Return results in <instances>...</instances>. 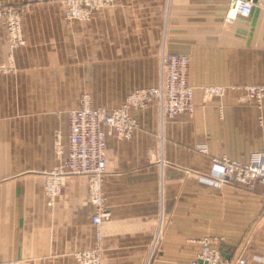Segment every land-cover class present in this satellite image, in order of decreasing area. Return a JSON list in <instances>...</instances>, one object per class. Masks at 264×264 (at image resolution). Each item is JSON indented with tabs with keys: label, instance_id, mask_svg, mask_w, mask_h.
Instances as JSON below:
<instances>
[{
	"label": "crops",
	"instance_id": "crops-1",
	"mask_svg": "<svg viewBox=\"0 0 264 264\" xmlns=\"http://www.w3.org/2000/svg\"><path fill=\"white\" fill-rule=\"evenodd\" d=\"M228 1L117 0L70 27L60 14L23 16L16 72L0 74V262L76 264L74 254L93 244L87 178L63 177L53 200L43 192L44 173L57 164L54 132L67 144L63 102L80 90L121 102L159 83L163 54H184L193 113L169 118L151 103L130 111V138H107L102 264H186L204 238H220L232 263L264 264V188L210 176L213 157L247 164L264 153V99L242 103L235 89L264 84V0H250V14L233 20L225 17ZM7 49L0 24L5 65ZM206 86L227 91L204 98Z\"/></svg>",
	"mask_w": 264,
	"mask_h": 264
},
{
	"label": "built area",
	"instance_id": "built-area-1",
	"mask_svg": "<svg viewBox=\"0 0 264 264\" xmlns=\"http://www.w3.org/2000/svg\"><path fill=\"white\" fill-rule=\"evenodd\" d=\"M252 3L250 0H229L226 19L233 20L236 16H248ZM231 11L234 15L231 16ZM1 15V11H0ZM10 28V34L13 35ZM161 80L155 86H148L130 92L122 105L114 110L93 107L85 94L79 107L69 112V129L67 144L55 141L56 153L60 159L58 165L44 173L43 192L53 200L62 191L61 180L65 176H85L87 178L88 200L94 206L91 223L96 228L110 219L105 208L102 183L106 173V141L108 137L122 135L130 137L133 121L129 115L132 108H143L151 101H156L161 111L169 117L190 113L193 110V89L188 84L187 74L189 59L186 55H163L161 60ZM239 92V100L243 103L261 104L264 98V84H251L235 87ZM224 87H205L204 98L221 96L226 93ZM216 173L211 180L220 185L238 186L247 190L264 188V153H257L247 164L231 161L225 157L211 159ZM219 173V174H218ZM264 195V190L262 192ZM264 223V213L260 216ZM99 242V241H98ZM201 251L196 261L190 264H247L245 258L231 263L220 251V238H204L200 241ZM98 246H97V248ZM94 249L76 254L81 264H100V258L94 255ZM13 264V263H11Z\"/></svg>",
	"mask_w": 264,
	"mask_h": 264
},
{
	"label": "rangeland",
	"instance_id": "rangeland-1",
	"mask_svg": "<svg viewBox=\"0 0 264 264\" xmlns=\"http://www.w3.org/2000/svg\"><path fill=\"white\" fill-rule=\"evenodd\" d=\"M16 1H22V2L18 3V4H11V3L2 4L3 2L0 1V11H1L0 24L5 29L6 41H7V45H8L7 55H6V59H5L7 62L6 65L2 62L1 56H0V74H15V72H16L14 50L25 44V39L23 36V23H22L23 16L25 14L30 13V12L48 13V14H52V15L60 14L63 24L67 25L66 27H70L72 24H86L88 22H91V20L94 18V16L97 13H101L103 11H111L115 7L116 2H117V0H16ZM10 28L14 32L13 35L10 34ZM163 55H169V54H163ZM176 55H184V54H176ZM162 56H161V58H162ZM161 58H160V60H161ZM188 59H189V57H188ZM160 69H161V64H160ZM187 76H188V74H187ZM161 77L162 76H160V80H161ZM151 86H155V85H151ZM67 87L69 88L70 86H67ZM144 87H148V86H144ZM144 87L134 88L130 92H132L136 89H139V88H144ZM206 87H217V86H206ZM80 92H81V94L78 96V98L76 100L72 99L71 101L63 102V103H66L67 106H69V108H70V109L66 110V114L68 117V129H69V112L72 110H75L79 107V104L81 102V99L83 98V95L86 94L89 97L90 102H91L93 107L104 108L105 110L111 112V111L118 109L122 105L126 96L130 93L129 92L121 102L114 103V102H102V101H97V100L93 101L91 94H89L87 90H80ZM151 103H155V104H157V106H159V104L156 101H151L149 104H151ZM149 104H147L145 107H147ZM253 104H255V103L253 102ZM257 105H260V104H257ZM145 107L140 108V109H144ZM159 108H160V106H159ZM134 109H137V108H132L131 110H134ZM193 110H194V105H193ZM193 110L190 113H183V114H192ZM130 111H129V115H130ZM160 111H161V109H160ZM164 115H166V114H164ZM130 117H131V115H130ZM167 117H169V116H167ZM169 118H174V117H169ZM131 119L133 121V127H132V132H133V129L135 128L136 124H135L134 119L132 117H131ZM131 136H132V133H131ZM67 137H68V135H67ZM130 137H127V138H130ZM56 140H59L63 146L65 145L62 142V135L59 131L54 132L53 140H52L53 153H54L55 158L57 160L56 165H58L60 162V159L56 153V146H55ZM211 165H212V169L210 170V176H214V174L216 173V167L213 165V163ZM103 198H104V205H105L104 194H103ZM87 200H88V193H87ZM100 228L101 227L96 228L94 226V238H93L92 246L86 250L78 251L74 254L76 264H81L79 261H77L76 254H80V253L82 254V253L88 252L90 250L92 251L93 249L95 251H97L98 250V249H96L97 246L99 248V250H98L99 254L96 252V254L94 256L97 258L99 256L100 264H102V260H103L102 259V254H103L102 241H103V238H102V233H101ZM160 232H161V230H159V241L162 238V234ZM158 247H159V245L156 246L155 250H157ZM200 251H201V244H200V248H199L198 252L196 253L195 259L190 261V262H187L186 264H190V263L196 261L197 256L200 253ZM220 251H221L222 256L224 258H227L229 260V262L232 263L230 258L224 256V253L222 252V249H221V245H220ZM11 263L21 264V262H19V261L0 262V264H11Z\"/></svg>",
	"mask_w": 264,
	"mask_h": 264
},
{
	"label": "bare ground",
	"instance_id": "bare-ground-1",
	"mask_svg": "<svg viewBox=\"0 0 264 264\" xmlns=\"http://www.w3.org/2000/svg\"><path fill=\"white\" fill-rule=\"evenodd\" d=\"M230 15L233 16L234 15V11H231Z\"/></svg>",
	"mask_w": 264,
	"mask_h": 264
}]
</instances>
